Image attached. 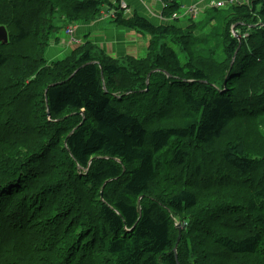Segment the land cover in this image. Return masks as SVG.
I'll return each instance as SVG.
<instances>
[{
	"label": "trees",
	"instance_id": "16d2710c",
	"mask_svg": "<svg viewBox=\"0 0 264 264\" xmlns=\"http://www.w3.org/2000/svg\"><path fill=\"white\" fill-rule=\"evenodd\" d=\"M106 4L0 0V71L32 54L45 17L94 22ZM119 9L150 37L146 59L88 44L0 74V264H199L194 250L264 264V0L186 28Z\"/></svg>",
	"mask_w": 264,
	"mask_h": 264
},
{
	"label": "crops",
	"instance_id": "0c3cea01",
	"mask_svg": "<svg viewBox=\"0 0 264 264\" xmlns=\"http://www.w3.org/2000/svg\"><path fill=\"white\" fill-rule=\"evenodd\" d=\"M227 1L229 0H178L182 7L194 6L199 2L203 6H207L208 3ZM122 2L130 10V14H124L126 18H135L138 16L146 19L148 23L155 27H165L174 24L186 28L189 22H195L199 26H202L207 18L206 11L209 9L205 11L203 9L201 12L204 11V13H200L197 20L186 21L185 19H181V21H173L170 17H166L163 14V0H109L110 4L104 6L102 10L103 14L101 13L102 16L100 15L96 21L90 23L78 22L73 26L75 28L76 39L80 40L81 43L91 40L99 44L113 57L119 58L128 55L129 57H137L138 59L142 58L141 56L147 51L150 37L146 36L143 32L138 33L123 25L117 26L118 24L116 22H111L117 7H120ZM180 18L179 16L178 19ZM210 27L208 28L210 29ZM208 28L207 32L210 31ZM65 43L68 45V42Z\"/></svg>",
	"mask_w": 264,
	"mask_h": 264
},
{
	"label": "rangeland",
	"instance_id": "374dc122",
	"mask_svg": "<svg viewBox=\"0 0 264 264\" xmlns=\"http://www.w3.org/2000/svg\"><path fill=\"white\" fill-rule=\"evenodd\" d=\"M225 8H220V9L224 10ZM101 13L103 14V11ZM128 13L130 14L129 7L125 11H123V14H128ZM116 14L117 12H115L113 15V18L111 20L112 23L116 20L115 18ZM56 16L61 17L60 14H57ZM178 20L181 21V18ZM83 23H90V22H83ZM54 24L56 25V27L52 25V20L50 21L49 19H46L45 17L42 23L41 33H40L39 40L37 41L36 49L26 59H23L17 62H11L6 69L0 71L1 80L6 81V79L9 76L21 77V76H24L26 72H29V71L32 72L33 74H37L36 68L39 65L38 64L39 61H44L46 65L63 61L67 59L68 57H70L75 51L81 48L87 47L88 44L93 45L97 51L104 52L105 55L109 56L111 59H114V60H120L122 58L129 57L128 55L119 57V58L113 57L109 53H107L99 44L91 40L90 41L87 40L81 43L80 40L76 39V36L74 34H69L70 27L67 26L65 23H61L60 18H56L54 21ZM117 26H119V24ZM211 28L212 26L210 27V29ZM197 35L199 36V33H197ZM65 42H68V45H66ZM150 47H151V41L149 39V43L147 45V51L141 56L142 57L140 58L141 60L146 59L148 57L151 51ZM181 55H184V54L181 53ZM132 58L137 59V57H132ZM206 61L208 62L207 64H208L209 70L213 69V67H215L214 65H217V64H211L214 62H210L209 60H206ZM13 65H17L21 67V70L18 72H13L12 71ZM10 150L13 152V154L17 155V149L15 147H11ZM258 154L260 157H264L263 153H258ZM193 257L197 259V262L199 264L201 263L202 259L197 253V251L195 250L193 253Z\"/></svg>",
	"mask_w": 264,
	"mask_h": 264
},
{
	"label": "built area",
	"instance_id": "2783aa9c",
	"mask_svg": "<svg viewBox=\"0 0 264 264\" xmlns=\"http://www.w3.org/2000/svg\"><path fill=\"white\" fill-rule=\"evenodd\" d=\"M251 0H232L230 2V4L232 5H248L250 3ZM224 3L218 2L216 4H214V7L217 8H221L224 7ZM123 7H125V5L123 4ZM187 13L191 14L192 17H196L198 14V8L197 7H192L190 9H188ZM174 18L176 17V15L173 16ZM72 31H70L71 33Z\"/></svg>",
	"mask_w": 264,
	"mask_h": 264
},
{
	"label": "water",
	"instance_id": "95a60500",
	"mask_svg": "<svg viewBox=\"0 0 264 264\" xmlns=\"http://www.w3.org/2000/svg\"><path fill=\"white\" fill-rule=\"evenodd\" d=\"M0 40H2L4 43H8V34H7V31L4 27H0ZM234 60L235 58L233 59V62L232 64L234 63ZM48 92V90H46V93ZM178 231H179V237H178V242H177V246L181 240V237H182V226L180 224H177L176 225ZM177 246H176V249H175V252L177 251ZM177 256V254H176Z\"/></svg>",
	"mask_w": 264,
	"mask_h": 264
},
{
	"label": "bare ground",
	"instance_id": "6f19581e",
	"mask_svg": "<svg viewBox=\"0 0 264 264\" xmlns=\"http://www.w3.org/2000/svg\"><path fill=\"white\" fill-rule=\"evenodd\" d=\"M39 163V162H38ZM47 165V164H46ZM46 167V166H45ZM52 244H53V242H52ZM60 245V244H59Z\"/></svg>",
	"mask_w": 264,
	"mask_h": 264
}]
</instances>
